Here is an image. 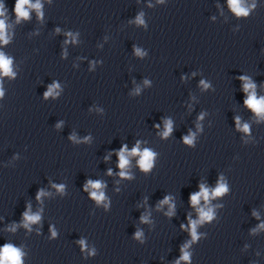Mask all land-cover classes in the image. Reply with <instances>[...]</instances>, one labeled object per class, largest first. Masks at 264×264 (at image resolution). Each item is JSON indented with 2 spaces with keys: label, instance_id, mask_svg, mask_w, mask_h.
Segmentation results:
<instances>
[{
  "label": "clouds",
  "instance_id": "9594fccd",
  "mask_svg": "<svg viewBox=\"0 0 264 264\" xmlns=\"http://www.w3.org/2000/svg\"><path fill=\"white\" fill-rule=\"evenodd\" d=\"M230 6L232 10L237 14V15H247V9L243 8L240 6L239 0H229ZM25 5H28L30 8H35L39 10L41 8V4L39 3V0H37V3L31 4L30 0H17V3L15 5V12L18 14V18H24L27 19L29 17V11L26 10ZM4 15L3 11V6L0 5V16ZM42 15V13H41ZM137 22L138 23H143V20L140 17H137ZM5 21L0 19V41H2L4 44L8 43V39L5 36ZM137 54L139 53V50H137ZM11 59L7 58L4 53L0 52V69H2L3 75H12L11 72ZM147 83V81H145ZM203 83V82H202ZM57 87V85H53L52 87L49 88V90L45 93V97L47 98L50 95H53L54 89ZM207 87V85H205ZM253 87L252 85H246L245 89L247 90L248 88ZM3 95V92L0 91V96ZM245 103L254 109L257 113L264 111V98H261L260 100H257L255 98V94L253 93L249 99L245 101ZM203 117L201 116V119ZM237 124L239 126V118H237ZM172 131V125L171 121H167L165 125V131L162 134L163 136H167L170 132ZM243 131L247 132L248 131V125L243 126ZM192 137H185V143L191 145L192 144ZM127 153V155H126ZM130 155H140V160L138 161L139 166L141 169L145 172L150 170L153 166V159L155 157V153L152 152L150 149H144L143 152L140 151L139 149V142L137 143V146L134 147L130 153L127 152V145H124L119 153V168L120 169H125L128 164H129V159L127 158ZM111 170H109L110 174ZM120 175L127 176V173L124 171L120 172ZM59 191H63V185L57 186ZM103 187L100 181L92 182L88 181L87 185L85 186V190H88V188L94 189V191L91 192V196L99 203L105 199L103 192L96 191L99 190ZM201 191L199 193H194L191 195V203L193 205H196L199 203V200L201 197H203L206 201L209 198V192L206 188H204L203 185L200 186ZM227 191V187L224 184H220L212 193L213 196H220L223 193ZM44 193L40 192L37 195V199H40V196H42ZM169 197H165L163 201H161V204H166L169 203ZM172 205H170V210H171ZM200 212V220L199 221H194L192 222V235L193 238H196V232L195 228L197 223H201L205 220H211L213 218V212L211 209H208L205 211L203 208L198 209ZM171 214V211L170 213ZM24 218L26 221L25 226L27 227L28 223H35L39 221L40 216L38 214L35 215H30L28 212L24 213ZM146 219V218H145ZM55 235V232H53V236ZM140 236V233H137V237ZM81 245L83 246L84 242L80 241ZM182 259L187 260L188 259V254L185 253L182 257ZM0 264H21V253L18 249L14 248L11 245H5L2 250H0Z\"/></svg>",
  "mask_w": 264,
  "mask_h": 264
}]
</instances>
